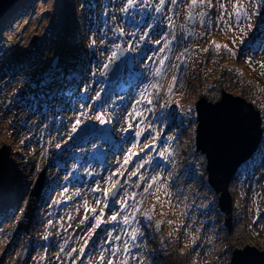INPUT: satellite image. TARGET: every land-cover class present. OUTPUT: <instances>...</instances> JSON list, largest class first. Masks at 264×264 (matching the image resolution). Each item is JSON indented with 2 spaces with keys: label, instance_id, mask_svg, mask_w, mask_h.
Segmentation results:
<instances>
[{
  "label": "water",
  "instance_id": "water-1",
  "mask_svg": "<svg viewBox=\"0 0 264 264\" xmlns=\"http://www.w3.org/2000/svg\"><path fill=\"white\" fill-rule=\"evenodd\" d=\"M16 0H0V15ZM200 109L198 143L209 157L210 180L225 188L237 164L256 147L258 119L239 99L226 94L216 104ZM232 264H264V252L255 248L238 250Z\"/></svg>",
  "mask_w": 264,
  "mask_h": 264
},
{
  "label": "rangeland",
  "instance_id": "rangeland-1",
  "mask_svg": "<svg viewBox=\"0 0 264 264\" xmlns=\"http://www.w3.org/2000/svg\"><path fill=\"white\" fill-rule=\"evenodd\" d=\"M45 9H47V11H50V9H52V0H48V5L46 6ZM44 11H46V10H44ZM41 13L42 12L38 11L36 14L40 15ZM38 24H40V26L42 28L44 21L41 20L38 22ZM22 27H23V25H22ZM33 29H35L36 31H34ZM30 31H31V33H30ZM243 32H245V31H241L237 35H240V33H243ZM246 32H247V35L252 33L251 30H247ZM34 33H36L37 35H40L42 33V30L38 31V29H36L34 27L27 32V34H28L27 37H29V39H31L34 36ZM218 34H219V38L223 37L221 39L231 40L230 39L231 33L229 31H227L226 27H224V26L219 29ZM233 35H235V34H233ZM14 40L17 42L20 39H19V37L18 38L16 37V38H14ZM13 56H15V54H13L12 57ZM252 57L255 58L253 60V62H255V64L257 62V66L255 64H251V65L246 64V63L243 64V62H241L240 59H238L237 61L229 60V61H227V64H235L238 67L243 66V68L245 69V71L247 73H250V75H252V76L258 77L256 67H258V70L260 72L264 73V68H262L260 66L261 63H264V53H259L255 56H252ZM263 77H264V75H263ZM263 84H264V80H263ZM191 90L192 89L185 92L184 103L193 102V100L195 101L196 99H198L200 97L199 93L198 94L194 93V95L192 96ZM227 90H229V89L227 88ZM236 91H238V90H236ZM233 93H235V92L233 91ZM238 94H240V92ZM220 97H221V91L218 92L215 96H213L211 98L207 97L206 99L207 100H215V99L220 98ZM0 124H2V123L0 122ZM24 137L25 136H21V132H19L17 130V128H15V127H11L8 131H6L4 133H2V129H0V194H2L5 190H7L9 188L10 183L13 182L12 176L8 172V170L10 168H13L14 171L19 173V179H15V181L17 183L18 182L21 183V186L27 185L29 180H31V178H32V170H33L32 167L30 168V167L25 166L24 165V163H25L24 158L19 156V154L23 155V152H25V150H26V147L24 146L23 141H22ZM27 149H28V154L31 155L33 153V149L32 148H27ZM17 150H20V151L18 152ZM234 196H235V194H234ZM236 198L238 200H240L243 203V205H245V212L247 214H249L248 211H250L252 213V205H253L252 200H249V199L245 200L242 198V196L240 194H236ZM0 200H1V197H0ZM154 200L158 203L157 212L159 214H162V212H164V214L167 215V213L171 212L173 203H172L170 197H168L164 201H162V199L159 200V196H157V194H154ZM248 204H250L249 209L246 208V205H248ZM177 207H178V204L176 201V203L174 204V210H175L174 212L175 213L170 217V220H172V221H174V219L180 215V212L178 210H176ZM162 208H164V211H162ZM247 217H248V215H247ZM15 220L16 219L14 218V221ZM170 223L172 224L171 221H170ZM174 225H175V223H174ZM184 234H186V233H184ZM242 235H243V238H242ZM245 237H246V233L244 232V230L239 229L238 232L231 239L232 246H235V247H241L242 246L243 247L244 246L243 244H249V245L255 244L261 250L264 249V238H261V237L256 238L253 235H249L248 240H247V239H245ZM2 246H3V243L0 244V250H1ZM229 255H230V253H229ZM187 262L189 264H192L193 259L190 258ZM173 264H176V263H173ZM177 264H179V263H177ZM180 264H182V263H180ZM219 264H227V261L226 262H220Z\"/></svg>",
  "mask_w": 264,
  "mask_h": 264
},
{
  "label": "snow or ice",
  "instance_id": "snow-or-ice-1",
  "mask_svg": "<svg viewBox=\"0 0 264 264\" xmlns=\"http://www.w3.org/2000/svg\"><path fill=\"white\" fill-rule=\"evenodd\" d=\"M136 2H137V0H127V4L125 5L124 8L121 9V11L127 13V12L129 11V7L132 6V5H134V4H136ZM170 2H171L173 5H176V4H177V0H170ZM165 3H166V0H160V6L156 8V11H158V12L162 11V10H163V5H164ZM201 5H208V6H211V0H191V3L188 5V9H189V11H188V14H187V15H188V19H189L190 21H193V22H194L197 18H201V19H200V23H204V22H205V21L202 19V17H204V16L207 15L206 12H205V13H200V12H194V11H193V9H195V8H197L198 6H201ZM222 7H224V6L222 5ZM233 9H234V11H233L232 13H228V15H229V16H233V15H234L238 23H239L242 19H250V18H251L250 15H249L248 6H247L246 3H241L240 0H236V2H235L234 5H233ZM169 21L171 22V18H170V17H169ZM173 26H174V25H173ZM118 31H119L120 33H123V29H118ZM190 34H191V33H190ZM173 39H175V37H173ZM155 43L159 44L160 41H155ZM93 44H95V41H93ZM213 46H214L217 50H219V49L221 48V45L215 43V41H213ZM115 47L119 48L120 46H119V45H116ZM223 47L227 48L226 45H224ZM162 50H163V49H162ZM205 51H207V49H205ZM228 51L231 52L232 55H235V53L232 52L231 49H228ZM112 55L115 56L116 53L113 52ZM161 63H163V61H161ZM260 66H261L262 68H264V63H261ZM157 74L159 75L160 72L158 71ZM261 74L264 75V73H261ZM174 87H175V77L173 78V85H171V86L169 87V93H170V94H171V92H172V90H173ZM143 98H144V97H143V94H142V99H143ZM148 103L151 104L152 101H151V100H148ZM150 111H151V109H150ZM189 111H190V110H189ZM98 119H102V118H101V117H98ZM129 127H131V124H129ZM142 134H143L142 132H137V133H136L137 136H140V135H142ZM153 143H154V142H153ZM133 147H135V145H133ZM144 147L147 148V149H150V148L152 147V145H151V144H145ZM132 155H136V154H135V153H132ZM160 155H163V153H160ZM127 161H128V157L126 156V157H125V162L127 163ZM145 163H148V161L146 160ZM138 172H139V169H137V170L134 171V172H131L129 175H130V177H131V176H136ZM121 175H123V174L121 173ZM139 179H140L141 181H144V176L141 175V176L139 177ZM157 179H158V178L155 177V176H154V177H151V181H152V183H148V184H147V187H145V188L143 189V192L140 193L139 195L142 196V195H144V193H147V192L149 191V189L152 187L153 183H155V181H156ZM107 182L110 183V187L107 188V189H104V190H103L104 195H106V196H107V195H115L116 190L119 188V184H118V183H112V176H111V175L108 177V181H107ZM136 187H140V184L137 183ZM94 191H96V192H100L101 189L99 188V186H97V187L94 189ZM77 194H79V193H77ZM137 195H138V194H137L136 192H133V193H132V196L130 197V199H132L133 201H135V197H136ZM99 202H100V201H99V199H98V200H97V203H99ZM118 202H119L123 207H125V208L128 206V205H127V202H126L125 199H120ZM139 203L142 204L143 201L141 200ZM85 206H87V201H85ZM92 211L95 213V212H96V209L93 208ZM134 211H139V208L136 207V208L134 209ZM144 216H145V218L148 219V220H151V219H152V217H151L147 212L144 213ZM118 217H120V213H119V212H116V213H114V214L110 217V220H112V221H116ZM86 219H87V217H85V220H86ZM94 219H95L96 223H95V225H94V227H93V231L95 230L96 227H99V225L102 223V221H101V219H100V216H95ZM122 219H123V223H124L125 225L129 224V221H130V217H129V216H123ZM80 223L83 224V223H84V220H82ZM160 223H162V222H161V221H157V228L159 227V224H160ZM109 235H111V234H109ZM115 239H116V240H119L120 237H116ZM136 239H137V234H136V231L134 230V231L131 232V240H132V241H135ZM134 246H135V245H134ZM73 251H75V250H73ZM120 251H121V249H120L118 246H116V247H114V248L111 250V254H112V256H115L116 253H118V252H120ZM123 251H124L125 253H128V252L130 251L129 248H128V243H127V241L125 242V246H124ZM103 259H104V257H103V254H102L101 257H100V260L103 261ZM107 264H114V261H113L112 259H109L108 262H107ZM121 264H127L126 260H125V261H122Z\"/></svg>",
  "mask_w": 264,
  "mask_h": 264
},
{
  "label": "bare ground",
  "instance_id": "bare-ground-1",
  "mask_svg": "<svg viewBox=\"0 0 264 264\" xmlns=\"http://www.w3.org/2000/svg\"><path fill=\"white\" fill-rule=\"evenodd\" d=\"M48 5V3H47V1L46 2H43L42 4H41V7L40 8H46V6ZM17 122H18V120H16ZM182 149H179L178 150V152H180ZM80 206V202H77L76 204H75V206L71 209V210H69V212H74V211H78V207ZM51 207L49 206V209H50ZM51 211H52V216H54L55 215V213H54V211H53V209L51 208ZM44 214L46 213V208H45V210H44V212H43ZM17 241L19 242L20 241V238H18L17 239ZM263 252H264V249L262 250Z\"/></svg>",
  "mask_w": 264,
  "mask_h": 264
}]
</instances>
